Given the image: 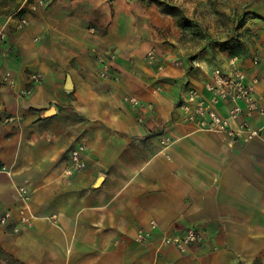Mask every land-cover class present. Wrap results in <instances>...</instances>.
Masks as SVG:
<instances>
[{
	"label": "crops",
	"instance_id": "crops-1",
	"mask_svg": "<svg viewBox=\"0 0 264 264\" xmlns=\"http://www.w3.org/2000/svg\"><path fill=\"white\" fill-rule=\"evenodd\" d=\"M15 4L0 10V213H13L0 246L24 264H264V119L252 122L259 136L241 142L182 123L177 108L186 86L202 88L214 64L226 66L227 52L188 58L193 49L167 42L182 30L150 0H46L21 30ZM226 5L244 6L263 40L236 54L247 77L257 76L264 108V0ZM150 49L161 69L146 63ZM109 54L117 79L98 76L97 59ZM6 70L12 87L1 82ZM31 72L43 79L29 84ZM30 85V95L18 94ZM227 107L218 106L222 115ZM6 115L16 120L6 124ZM162 135L173 139L167 148ZM79 143L86 167L68 176ZM17 186L31 192L25 205ZM19 215L32 223L15 233ZM152 220L148 241H137ZM189 226L203 233L201 247L160 243Z\"/></svg>",
	"mask_w": 264,
	"mask_h": 264
},
{
	"label": "built area",
	"instance_id": "built-area-1",
	"mask_svg": "<svg viewBox=\"0 0 264 264\" xmlns=\"http://www.w3.org/2000/svg\"><path fill=\"white\" fill-rule=\"evenodd\" d=\"M46 0H23L22 5L16 11L17 20L15 28L23 29L28 24V12H36L42 8ZM6 31L0 30V46L5 39ZM115 56L109 54L106 57L97 59L100 69L98 76L102 79H117L111 71V65ZM145 61L149 66L162 68L160 56L155 50L150 49L145 54ZM194 61V60H193ZM253 64H258V58L252 59ZM194 67L201 69L197 63ZM209 79L204 82L202 88L186 86L178 101L177 108L180 112L182 123L190 124L196 129L209 133H222L232 140L248 142L259 136L260 129L253 125L254 119H264V108L259 104L255 95L254 86L258 83L257 76L248 78L246 71L241 68L239 58L236 55L229 56L225 67L214 64L209 70ZM31 85L39 83L43 79L41 72H31L27 76ZM1 82L12 87L14 79L9 71H4L1 75ZM27 86L18 91L20 96H28L32 92V87ZM130 102L141 109H151L152 105L141 104L135 98H130ZM220 104L227 107L226 115H222L218 109ZM141 120V118H139ZM15 117L6 115L3 122L12 123ZM163 148L169 147L173 139L169 135H162L159 139ZM85 144L79 143L69 150V162L65 168V173L71 176L73 173L83 170L85 162ZM16 193L19 201L25 205L31 199V192L24 186H17ZM13 218L10 210L0 213V225H7ZM31 220L25 215L17 216V224L13 232L18 233L21 226H30ZM156 229V222L150 221L147 228H138L135 238L139 242L148 241L152 231ZM203 233L195 226H189L182 232H169L163 234L160 243L162 245H172L179 251H185L189 247L198 248L204 243Z\"/></svg>",
	"mask_w": 264,
	"mask_h": 264
},
{
	"label": "rangeland",
	"instance_id": "rangeland-1",
	"mask_svg": "<svg viewBox=\"0 0 264 264\" xmlns=\"http://www.w3.org/2000/svg\"><path fill=\"white\" fill-rule=\"evenodd\" d=\"M4 1L8 0L0 1V10H3L1 9L3 7L7 9L13 2L16 3L14 9L23 3V0ZM158 1L178 6L187 18V26H178L174 19L175 26L182 30V35L174 42L170 40L167 42L173 46L184 45L188 50L193 49L187 52L188 58H194L200 52L214 59L219 55V51H226L227 54L239 51L246 54L254 43L258 41L260 45L263 43L258 33L246 25L248 19L253 17L244 6L227 7L226 0L197 1L192 5H184L183 0L175 1L177 4L173 0ZM159 9L161 11L162 6H159ZM235 13L241 15L247 13L246 21L239 29H233Z\"/></svg>",
	"mask_w": 264,
	"mask_h": 264
},
{
	"label": "trees",
	"instance_id": "trees-1",
	"mask_svg": "<svg viewBox=\"0 0 264 264\" xmlns=\"http://www.w3.org/2000/svg\"><path fill=\"white\" fill-rule=\"evenodd\" d=\"M150 1L155 2L159 6H162L161 12L168 14V15H171L175 19V22L178 26H187L188 25L187 24V22H188L187 18L182 14V12L180 11V8L178 6L171 5L168 3H164V2L158 1V0H150ZM246 18H247V13H243L242 15L235 13L233 29H239L244 24V22L246 21ZM218 45H221V44H218ZM228 55L229 56H232V55L237 56L236 53H232V52H230ZM192 59L194 60V58H192ZM190 70L192 71L193 68H190ZM39 111H43V109L39 110ZM0 167H1V164H0ZM0 264H24V263L17 260L16 258H14L12 255L7 253L0 246Z\"/></svg>",
	"mask_w": 264,
	"mask_h": 264
},
{
	"label": "water",
	"instance_id": "water-1",
	"mask_svg": "<svg viewBox=\"0 0 264 264\" xmlns=\"http://www.w3.org/2000/svg\"><path fill=\"white\" fill-rule=\"evenodd\" d=\"M65 89H72V83H71V78L69 75L66 76L65 79V84H64ZM55 112L54 108H49L48 110L45 111V115H50L53 114Z\"/></svg>",
	"mask_w": 264,
	"mask_h": 264
}]
</instances>
